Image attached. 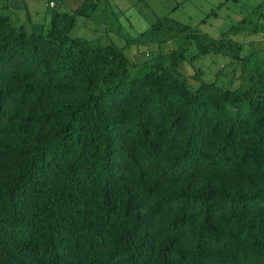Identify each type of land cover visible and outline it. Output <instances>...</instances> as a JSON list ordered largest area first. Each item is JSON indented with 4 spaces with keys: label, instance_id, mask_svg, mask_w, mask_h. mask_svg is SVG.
I'll return each instance as SVG.
<instances>
[{
    "label": "trees",
    "instance_id": "16d2710c",
    "mask_svg": "<svg viewBox=\"0 0 264 264\" xmlns=\"http://www.w3.org/2000/svg\"><path fill=\"white\" fill-rule=\"evenodd\" d=\"M78 6L44 33L0 13V264H264V91L188 86L183 48L130 76L69 36Z\"/></svg>",
    "mask_w": 264,
    "mask_h": 264
},
{
    "label": "rangeland",
    "instance_id": "374dc122",
    "mask_svg": "<svg viewBox=\"0 0 264 264\" xmlns=\"http://www.w3.org/2000/svg\"><path fill=\"white\" fill-rule=\"evenodd\" d=\"M94 1L97 7L89 17H75L69 36L86 38L97 46L121 48L130 76L137 70L130 62H148L160 54L159 60L167 64L166 54L183 48L186 58L179 71L188 86L195 88L200 79L238 90L256 84L264 91V0ZM82 2L0 0V13L27 33H44L54 12H71ZM189 34L220 41L221 52L187 61L196 53L195 40L187 39ZM252 70L262 74L260 83Z\"/></svg>",
    "mask_w": 264,
    "mask_h": 264
},
{
    "label": "built area",
    "instance_id": "2783aa9c",
    "mask_svg": "<svg viewBox=\"0 0 264 264\" xmlns=\"http://www.w3.org/2000/svg\"><path fill=\"white\" fill-rule=\"evenodd\" d=\"M50 4H51V2H50Z\"/></svg>",
    "mask_w": 264,
    "mask_h": 264
}]
</instances>
